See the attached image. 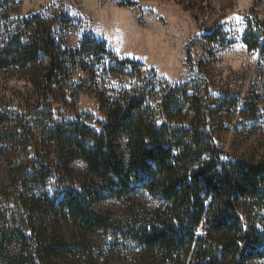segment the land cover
<instances>
[{"label": "trees", "instance_id": "obj_1", "mask_svg": "<svg viewBox=\"0 0 264 264\" xmlns=\"http://www.w3.org/2000/svg\"><path fill=\"white\" fill-rule=\"evenodd\" d=\"M22 23L35 32L10 39L0 52V69L31 72L34 90L20 120L0 111V153L9 167L8 185H0L3 264H58L82 256L96 264L88 243L96 232L105 234L116 255L134 252L145 264L264 258V232L246 225L238 211L241 201L264 204V162L232 158L216 145L208 121L216 109L207 94L203 100L189 86L164 84L142 76L132 61L114 59L101 74L126 78L132 71L137 85L105 99L96 91L88 97L100 111L95 128L86 123L89 115L66 120L69 103L93 92L82 77L89 75L91 83L98 77L106 50L91 40L75 50L58 46L38 15ZM248 32L244 43L264 63V27L249 25ZM41 57L45 71L38 69ZM245 108L248 116L260 114L257 104ZM137 189L159 195L163 205L143 209L128 223L94 209L130 199ZM199 228L206 234L198 235Z\"/></svg>", "mask_w": 264, "mask_h": 264}, {"label": "rangeland", "instance_id": "obj_2", "mask_svg": "<svg viewBox=\"0 0 264 264\" xmlns=\"http://www.w3.org/2000/svg\"><path fill=\"white\" fill-rule=\"evenodd\" d=\"M35 15L50 26L58 46L75 50L91 40L102 43L107 53L92 83L83 74L82 79L95 86L94 90H85L86 96L68 102L66 120L89 115L91 120L86 123L95 128L94 121L101 116L92 100L94 91L105 99L137 85V73L132 71L126 78L101 74L103 65L127 59L142 76L189 86V93L203 100L207 94L210 107L216 109L208 116L216 145L232 158L264 162V63L259 52L244 43L249 25L264 27V0H0V52L10 39L35 32V26L22 23ZM90 55L86 48L87 59ZM46 67L47 60L41 57L38 69L45 71ZM29 74L16 66L0 69V111L11 119L20 120L33 102ZM246 103L257 104L260 114L248 116ZM81 172L79 165L76 175ZM8 178V160L0 153V185H8ZM162 205L159 195L137 189L130 199L107 200L94 209L128 223L143 209ZM238 211L246 225L264 232L263 203L241 201ZM197 234L205 235L204 228ZM88 243L97 253L93 257L96 264H145L138 262L137 253H113L101 232L91 235ZM58 264L95 263L82 256ZM247 264H264V258Z\"/></svg>", "mask_w": 264, "mask_h": 264}]
</instances>
